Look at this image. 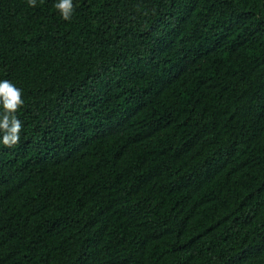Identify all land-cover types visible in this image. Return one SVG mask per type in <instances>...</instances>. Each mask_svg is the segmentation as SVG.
I'll return each mask as SVG.
<instances>
[{"label": "trees", "instance_id": "obj_1", "mask_svg": "<svg viewBox=\"0 0 264 264\" xmlns=\"http://www.w3.org/2000/svg\"><path fill=\"white\" fill-rule=\"evenodd\" d=\"M0 0V264H264V0Z\"/></svg>", "mask_w": 264, "mask_h": 264}, {"label": "clouds", "instance_id": "obj_2", "mask_svg": "<svg viewBox=\"0 0 264 264\" xmlns=\"http://www.w3.org/2000/svg\"><path fill=\"white\" fill-rule=\"evenodd\" d=\"M35 3L36 0H28L29 6ZM54 7L59 10L61 18L70 19L72 0H55ZM23 102L19 88L9 80H0V145L12 146L19 141L22 122L15 112Z\"/></svg>", "mask_w": 264, "mask_h": 264}]
</instances>
